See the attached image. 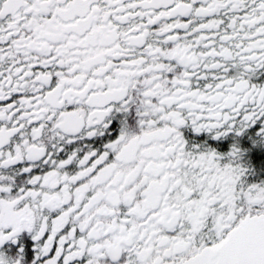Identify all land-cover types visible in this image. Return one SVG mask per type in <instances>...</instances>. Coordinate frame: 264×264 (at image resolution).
<instances>
[{
	"label": "snow or ice",
	"instance_id": "obj_1",
	"mask_svg": "<svg viewBox=\"0 0 264 264\" xmlns=\"http://www.w3.org/2000/svg\"><path fill=\"white\" fill-rule=\"evenodd\" d=\"M0 264H264V0H0Z\"/></svg>",
	"mask_w": 264,
	"mask_h": 264
}]
</instances>
